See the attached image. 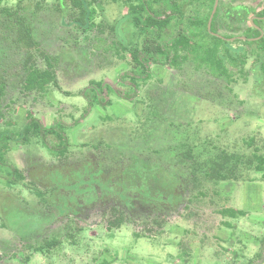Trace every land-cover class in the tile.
<instances>
[{"label": "rangeland", "instance_id": "374dc122", "mask_svg": "<svg viewBox=\"0 0 264 264\" xmlns=\"http://www.w3.org/2000/svg\"><path fill=\"white\" fill-rule=\"evenodd\" d=\"M28 2L36 11L35 2ZM54 2L47 0L32 17L43 51L58 62L59 88L51 85L43 94L27 91L21 77L9 81L0 133L19 131L30 116L47 128L62 120L69 126L63 130L69 148L62 157L37 137L27 144L10 143L0 164V264H246L257 254L264 256V178L254 169L256 163L239 164L235 180L217 184L207 178L197 183L184 170L170 175V167H155L153 174L176 185L177 192L168 194L171 201L174 193L180 194L174 204L130 209L109 196L118 190L124 164L136 156L172 162L169 156L159 159L153 150L173 148L183 135L201 150L246 159L256 151L264 154V82L259 74L253 71L247 82L228 86L190 66L183 73L155 66L153 78L139 83L135 99L112 92L107 98L111 105L88 107L81 92L93 81H104L103 86L124 95L130 92L119 84V76L132 68L130 54L120 57L112 47L118 37L125 45L137 41V35L125 16L126 7L103 0L96 22L105 31L86 40L63 23ZM247 3L259 4L258 11L264 12V0ZM116 24L122 25L118 34L112 29ZM32 55L38 68L47 67L37 50ZM252 63L250 59L248 69ZM12 167L26 178L20 185L6 184ZM134 172L123 173L134 177ZM123 182L129 186L125 178ZM91 184L105 186L107 195L102 197L107 201L100 206L90 205L100 195ZM123 187L117 192L127 198L144 195L135 186ZM228 209L245 216L220 214ZM54 241L56 246L44 253L32 249Z\"/></svg>", "mask_w": 264, "mask_h": 264}, {"label": "trees", "instance_id": "16d2710c", "mask_svg": "<svg viewBox=\"0 0 264 264\" xmlns=\"http://www.w3.org/2000/svg\"><path fill=\"white\" fill-rule=\"evenodd\" d=\"M8 1L0 0V114L3 101L9 92V81H14L17 77L23 78L27 91L46 94L51 85L59 88L56 80L58 62L43 51L41 34L34 26L33 10L27 4V1L35 2L36 11L33 12L37 14L46 7L44 5L47 0H18L15 5H10ZM111 1L126 7L125 16L137 35V41L127 42L128 44L125 45L118 37L113 45L114 48L112 47L117 50L120 57L127 52L130 54L132 68L119 76V84L122 87L127 86L130 92L126 91L124 95V91L114 86L115 89L107 84L103 86L104 81H93L81 92V96L88 102V107L94 104L111 105L107 98L112 92L128 100L135 99L140 90L139 83L147 84L153 78L155 66L180 73L185 72L186 67L190 66L195 73H204L216 83L225 81L228 86L237 84L240 80L247 82L253 71H256L264 82V12L257 13L254 9L245 6L226 7L223 0H219L209 29L216 0ZM102 2L103 0H55L52 7L60 13L63 23L74 27L85 35L86 40H89L93 33L105 31V26L96 22L97 9L101 8ZM121 26L116 24L112 29L118 34ZM225 28L229 33L227 35L224 33ZM98 41L103 42L102 39ZM33 50H37L41 55L47 65L45 69L38 68L36 62L32 61ZM250 59L253 63L252 68L248 69ZM59 121L56 120L50 128H46L38 119L30 116L27 124L19 131L5 129V132L0 133V164L10 151L12 140H16L15 143L27 144L34 137L40 138L43 145L52 153L66 156L69 140L63 130L69 126L62 120ZM50 138L54 141L50 142ZM253 142L254 140L251 143ZM153 153L159 159L169 156L173 161L164 159L158 163L137 156L132 158L122 166V176L120 181H116L120 183L118 190L112 191L109 196L118 198L130 209L138 204L148 207L174 204L180 196L178 193L175 194L176 185L170 186L163 175L153 174L155 167L162 169L166 166L170 167L172 170L168 172L170 175L177 169L182 172L184 170L187 172L186 175L197 183L207 178L217 184L235 180L239 164H248L252 167L256 163L254 169L261 172L264 178V154H259L258 151L251 158L246 159L225 151L201 150L199 145L191 144L183 135L175 139L173 148L154 149ZM126 169H129L130 173L135 171L134 177L123 173ZM124 178L128 180V187L123 185ZM5 179H7L6 184L10 186L20 185L26 180L21 171L14 167L10 168ZM131 186L139 188L144 195L127 198L125 194L117 192L122 187L131 188ZM104 187H100V184L92 187L91 184L90 188L91 190L94 188L100 196L106 197ZM171 191L175 192L176 197L171 196L172 201L168 198ZM35 193L37 196L42 195L41 190ZM220 214L233 219L238 215L245 216V212L234 209L223 210ZM121 225V222L113 223L110 227L112 229ZM226 225L230 226V224ZM55 246L54 241L32 249L44 253Z\"/></svg>", "mask_w": 264, "mask_h": 264}, {"label": "flooded vegetation", "instance_id": "af4514ba", "mask_svg": "<svg viewBox=\"0 0 264 264\" xmlns=\"http://www.w3.org/2000/svg\"><path fill=\"white\" fill-rule=\"evenodd\" d=\"M223 3L224 5L227 7L229 5L233 6V7H239V6H245V7H250L251 9H254L257 13H259L258 11V5L257 6H254V5H250L247 3V0H230V1H227V0H223ZM219 4V3H218ZM225 10V9H224ZM255 18V17H253ZM252 18V19H253ZM227 19V18H226ZM225 19V20H226ZM224 33L227 35L229 34L227 32V28L224 29ZM40 121V120H39ZM45 127V126H44ZM47 128V127H46ZM50 128V127H49ZM107 201L105 199V197L103 198L102 196L99 195V198H97V200L95 202H92V204H90L92 207H95L94 205L97 204V206L103 202ZM258 255V254H257ZM261 256L260 257H257L256 258H251L246 264H264V256L262 254H260Z\"/></svg>", "mask_w": 264, "mask_h": 264}, {"label": "water", "instance_id": "95a60500", "mask_svg": "<svg viewBox=\"0 0 264 264\" xmlns=\"http://www.w3.org/2000/svg\"><path fill=\"white\" fill-rule=\"evenodd\" d=\"M218 3H219V0H216L215 5H214V8H213L212 15H211V19H210V21H209V25H208L209 29L211 28V23H212L213 16H214V14H215L216 11H217Z\"/></svg>", "mask_w": 264, "mask_h": 264}]
</instances>
